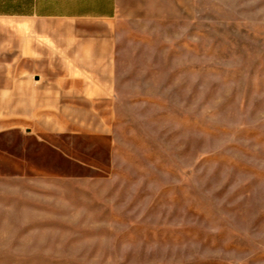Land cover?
Here are the masks:
<instances>
[{"label":"rangeland","instance_id":"rangeland-1","mask_svg":"<svg viewBox=\"0 0 264 264\" xmlns=\"http://www.w3.org/2000/svg\"><path fill=\"white\" fill-rule=\"evenodd\" d=\"M68 25L115 30L113 75L50 62L0 113V264H264V0Z\"/></svg>","mask_w":264,"mask_h":264},{"label":"crops","instance_id":"crops-1","mask_svg":"<svg viewBox=\"0 0 264 264\" xmlns=\"http://www.w3.org/2000/svg\"><path fill=\"white\" fill-rule=\"evenodd\" d=\"M121 4L122 0H0V113L32 115V90L41 79L34 82L31 76L36 68L42 74L50 62L88 70L96 61L113 75L115 30L98 34L62 23L111 24Z\"/></svg>","mask_w":264,"mask_h":264}]
</instances>
